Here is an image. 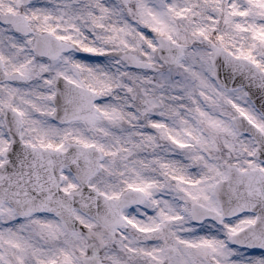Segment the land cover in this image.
I'll use <instances>...</instances> for the list:
<instances>
[{"label":"snow or ice","instance_id":"obj_1","mask_svg":"<svg viewBox=\"0 0 264 264\" xmlns=\"http://www.w3.org/2000/svg\"><path fill=\"white\" fill-rule=\"evenodd\" d=\"M0 264H264V0H0Z\"/></svg>","mask_w":264,"mask_h":264}]
</instances>
